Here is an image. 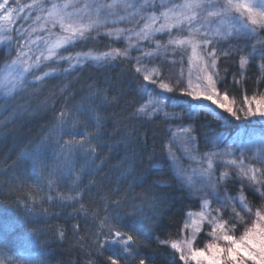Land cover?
I'll list each match as a JSON object with an SVG mask.
<instances>
[{
	"label": "snow or ice",
	"instance_id": "obj_1",
	"mask_svg": "<svg viewBox=\"0 0 264 264\" xmlns=\"http://www.w3.org/2000/svg\"><path fill=\"white\" fill-rule=\"evenodd\" d=\"M34 8L40 14L34 16L33 22L42 21L41 29H46L49 36L56 28L65 34L50 42L43 37L32 39L36 28L17 27L26 15L32 18ZM0 21L10 25L0 28V44L7 42V59L0 69V104L11 109L10 117L0 122V134L10 132L9 124L22 115H34L37 109L49 107L54 111L53 123L47 133L28 141L17 157V162L29 166L37 183L45 184L49 190L63 186L75 195L58 192L57 200L80 204L83 192L96 184L93 176L98 169L97 145L113 149L120 144L146 145L149 137L132 123H124L121 125L124 135L120 136L118 128L116 135L120 139L114 137L108 145L102 137L107 124L114 121L108 106L118 105L117 97L109 98L105 89L93 84L81 90L84 94L79 101L72 102L75 95L68 89L59 109L47 102L33 108L30 100L24 99L30 90L32 96L36 95L37 85L33 81L43 82L88 62L101 65L135 60L143 65V71L141 67L134 69L142 88L137 91L138 99L132 102V111L125 119L139 122L141 127L160 121L166 129L163 136L153 132L154 148L149 167L155 177L146 188V194L136 198L141 202L130 204L131 214L155 221L166 202L155 189H172L193 199L203 210L198 213L199 219L193 221L196 227L184 240L185 247L171 242L170 247L175 251L170 264H264V211H253L255 205L250 206L244 194L247 187L264 199V134L257 139L256 133H249V138L244 141L241 132L233 138V144H226L223 134L206 131L211 130L214 122L226 120L225 113L242 121L249 117L264 119V94H254L251 98L245 95V105L234 109L228 102L227 89L221 91L228 70L218 66L222 60L235 58L233 78H243L253 66L264 76V0H68L60 5L52 4L51 10L48 0H33L32 4L23 6L19 0H3L0 2ZM121 23L131 27H117ZM101 30H105L106 36L115 37L113 42L126 41L127 47L99 55L90 52L60 54L61 50L67 51L69 45L94 40L101 35ZM158 33L163 37L157 38ZM164 38L167 43L163 42ZM40 43L46 45L47 54L39 50ZM146 47L151 50L145 51ZM189 49L191 57L186 55ZM131 50L139 55L131 56ZM54 61H64L68 67L36 74L48 67L46 62ZM189 63L191 67H186ZM148 65L154 66L149 68ZM153 94L156 99L140 103ZM169 108L183 111H169ZM202 114H211L215 121ZM157 140L158 150L155 147ZM201 147L207 150L201 151ZM249 153L252 154L249 158L257 160L262 167L245 162ZM133 172L134 169L120 172L116 183H127L129 176L143 183L142 175H133ZM229 181L239 182L238 194L228 193ZM120 191L123 189L113 188L102 200L119 208L121 203H128L127 198L112 199ZM47 199L53 198L48 196ZM214 203L217 206L214 207ZM237 207L241 211H237ZM145 208L151 215L144 211ZM42 211L47 214L46 209ZM81 212L98 221V228L89 238L88 255L93 258L86 264H97L96 258L101 264H129L130 260H136L138 237L123 230L119 211L109 213L105 203L91 212L80 204L74 214ZM245 216L249 217L247 222ZM188 218H192L191 213ZM237 222L244 229L238 235L233 234L237 231ZM246 223L250 226L246 227ZM204 224L211 229L210 233H204L210 236L211 242L206 248H194ZM75 227L79 228V225ZM37 230L32 229L33 232ZM59 236H64L62 230ZM160 243L167 245L169 242ZM109 251L112 254L105 256ZM5 259L4 250L0 249V264H5ZM7 264H47V260L24 252L8 258ZM138 264H146V260L140 258Z\"/></svg>",
	"mask_w": 264,
	"mask_h": 264
},
{
	"label": "trees",
	"instance_id": "obj_2",
	"mask_svg": "<svg viewBox=\"0 0 264 264\" xmlns=\"http://www.w3.org/2000/svg\"><path fill=\"white\" fill-rule=\"evenodd\" d=\"M19 3L23 6L33 3V0H19ZM162 37L163 34H157V38ZM113 41H115L113 37L100 35L83 44L70 45L64 52L71 55H75L77 52H90L92 55H99L115 48L124 50L127 47L126 41ZM163 42L167 43V39L164 38ZM249 42L255 43V41ZM149 50L151 49L145 48V51ZM130 55L137 56L139 53L131 50ZM5 59H7V52L6 47H3L0 48V69L4 67ZM236 64L237 61L233 58L224 67L227 68L229 75L221 89V91L227 89L229 101L234 108L240 103L241 95L252 96L255 94L256 88L264 89V76L255 66L246 71L243 78L240 76L233 78L232 73L236 71ZM136 67L135 60L101 65L88 62L78 69L59 72L53 77L46 78L43 82H33L37 85L34 90L36 95L32 96L30 90L29 95L24 99L30 100L33 108L47 102L49 105L54 104L56 109H59L64 104L63 96L67 95L68 89L75 95V101H72L74 103L79 101L81 95L84 94L81 90L93 84L105 89L109 98L117 97L119 104L108 106L114 121L107 124L104 129L103 141L111 145L114 137L119 140L120 136L124 135L121 125L132 123L140 133L149 137L148 143L146 145L120 144L115 149L97 145L99 158L96 163L98 169L93 176L96 184L89 186V189L83 192L80 204H83L85 209L91 212L102 208L106 203L109 213L114 210L121 213L123 230L138 237L139 256L136 260H130L129 264H138L140 258L145 259L146 264H170L173 251L168 244L179 238L188 219V214L200 209L193 199L186 198L184 194L172 189L164 188L155 189L160 198L166 201L157 213L158 219L146 221L138 215L131 214L130 204L133 201L137 204L141 202L136 198L146 194V188L155 177V172L149 167V160L154 148L153 132H158L163 136L166 129V125L160 121L141 127L139 122L125 119L132 111V102L138 99L137 91L142 88L137 73L134 71ZM186 67H190V63ZM63 68H66L64 64L51 63L39 74L42 75L43 71ZM221 75H224L223 71ZM141 95H143L142 91ZM144 101L142 100L140 103H144ZM0 111H2L0 122L7 120L11 115V109L7 105L0 104ZM174 111L182 112L183 110L176 108ZM202 115L208 120L215 121L211 114ZM53 119L54 111L51 107L47 110L37 109L36 114L22 115L14 123L9 124V128L12 129L10 132L0 134V249L4 250L5 264L11 256L22 255L24 252L46 258L47 264H86L89 259L93 258L88 255L91 246L89 238L91 233L98 228V221L86 217L84 212L75 215L80 204L73 201L59 202L57 196L53 197L54 194L51 196L53 199L48 200L50 192L54 191L49 190L45 184L37 183L30 174L29 166L17 162V157L24 145L28 141L46 134ZM118 128L120 136L116 135ZM212 130L216 133H228L227 135L231 137L240 130L264 134V125L240 124V122L229 118L214 122L211 130L206 129L210 133ZM65 139H69V137H65ZM158 145L159 140L155 144L156 150H158ZM201 150L206 151L203 147ZM133 169V175H142L143 183L135 181L133 176L128 177L127 183H116L120 172ZM85 183H87V178H85ZM235 183L233 181L229 183L228 193H237ZM113 188L123 189V191L113 195L112 199L127 198L128 203H121L119 208H116L110 201L102 200ZM62 190V194L75 195V192H69L65 187L59 191ZM244 194L251 204H259V198L253 192L245 189ZM45 209L47 214L42 211ZM144 211L151 215L148 208H145ZM76 225H79V228H76ZM33 228L38 230L33 232ZM61 230L64 232L63 237L59 236ZM161 241L169 243L164 245L160 243ZM111 254L109 251L105 253V256ZM96 261L97 264H101L99 258H96Z\"/></svg>",
	"mask_w": 264,
	"mask_h": 264
},
{
	"label": "rangeland",
	"instance_id": "obj_3",
	"mask_svg": "<svg viewBox=\"0 0 264 264\" xmlns=\"http://www.w3.org/2000/svg\"><path fill=\"white\" fill-rule=\"evenodd\" d=\"M66 2H68V0H48V7H49V9L51 10V5L52 4H57V5H60V4H63V3H66ZM32 4V3H31ZM163 9H161V11H162ZM69 11H71V9H69ZM131 11V10H130ZM38 14H40L35 8L33 9V12H32V18L30 19L27 15L25 16V19L24 20H22V21H20L19 22V24H17V27H19L20 25H23L24 27H26V28H36L37 29V31L35 32V33H33V35H32V39H36L37 37H43L45 40H48V41H50V42H52V41H55L56 39H58L60 36H62V35H64L65 33H63V31L61 30V29H59V28H56V29H53L52 30V35L51 36H49L48 35V33H47V30L46 29H41V24H42V21H39V22H33V20H34V16L35 15H38ZM157 15L159 14V12H157L156 13ZM3 27H10V25H8L7 24V22H4V21H0V28H3ZM117 27H131V25L130 24H125V23H121V24H119V25H117ZM138 30V29H137ZM0 34H2V33H0ZM93 35H95V34H93ZM101 35H105L106 36V34H105V30H101ZM113 38H115V37H113ZM180 38H182V37H180ZM39 43V42H38ZM6 44H7V42H5V44H0V48H3V47H6ZM70 46V45H69ZM33 47V49H34V51H35V45H33L32 46ZM39 50L40 51H44L45 52V54H47V52H46V45L45 44H43V43H40V48H39ZM6 52H7V47H6ZM36 54H39V52H36ZM60 54H62V55H69V54H66L63 50H61V53ZM186 55L188 56V57H191V50L189 49L188 50V52L186 53ZM34 58V57H33ZM232 59L233 58H230V59H228L227 61H221L219 64H218V66L221 68V69H223L224 67H226V65L228 64V63H230V61H232ZM48 65L49 64H51V63H57V64H64L65 66H66V68L68 67V65H67V63L66 62H64V61H58V62H56V61H54V62H46ZM84 65V64H83ZM154 65H148V67L149 68H151V67H153ZM137 67H141L142 68V71H143V65H139V64H137ZM174 67H176V66H174ZM190 67H191V64H190ZM47 71H49V70H47ZM40 72V71H39ZM39 72H37L36 74L37 75H40L39 74ZM222 72V71H221ZM146 74H148V73H146ZM43 75V74H42ZM33 82H35V81H33ZM165 82H168V81H165ZM147 83V82H146ZM255 94L256 95H260V94H264V89H261V88H256L255 89ZM245 95H241V97H239L240 98V103H238V105L234 108V109H240V108H242L244 105H245V102L243 101V97H244ZM0 97H2V90H0ZM249 98H251V96H248ZM149 99H156V97H155V94H153V96L152 97H145V101H144V103H147V101L149 100ZM218 99H222V97H218ZM229 103H230V101H228ZM169 111H174L175 109H172V108H169L168 109ZM221 111H223V110H221ZM225 115H226V117H227V119H232V120H235V121H237V122H240V124H260V125H264V119H262V118H260V117H249L248 118V120L247 121H242V120H237L235 117H231L230 116V114H227V113H225ZM238 115H242V113H240V112H238ZM212 116V115H211ZM212 119H215L213 116H212ZM241 132H243V137H242V140H244V141H246L248 138H249V133L248 132H246L245 130H240L239 132H237L234 136H228L227 134L228 133H223V132H220V134H223V137L225 138V143L226 144H233V138H235L236 136H237V134L238 133H241ZM210 133V132H209ZM211 134V133H210ZM259 135H261V134H259V133H256V137L255 138H257L258 139V137H259ZM237 142H239V141H237ZM207 150V149H206ZM221 150H223V148H221ZM202 151V150H201ZM252 156V154L251 153H249L248 154V156L245 158V162L246 163H248V164H256V166L257 167H262V165L257 161V160H255V159H250L249 157H251ZM193 166H195V165H193ZM229 171H233L232 169H228ZM221 171H224V169L223 168H221ZM217 175H219V173H217ZM230 182H232V181H229V183ZM235 186H236V194H238V192H239V189H240V184H239V182L238 181H236V183H235ZM61 189H63V186H54V190H52V191H54V192H50V195L49 196H52L53 194H54V196L53 197H55V196H57V193L59 192V193H61V192H63V190L62 191H59V190H61ZM248 190V188L247 187H245L244 188V190ZM250 191V190H249ZM252 192V191H251ZM230 195H236V194H231V193H229ZM258 198H259V204L258 205H255V207H254V209H253V211H255L256 209H260V210H262V211H264V199H261L260 197H259V195L258 194H256V193H254ZM253 204H251L250 203V206H252ZM213 206L215 207V206H217V205H215V203L213 204ZM199 211H197V212H194V213H191L192 214V218L191 219H187V221H186V223H185V225L187 224L188 225V227H185L184 226V228H183V230H182V232H181V234H180V236H179V238L176 240V241H174V242H177V243H179L180 245H181V247L183 248V247H185V245H184V240L186 239V238H188V237H190V235H191V231H192V229L194 228V227H196V224H194L193 223V221H196V220H198L199 219V216H198V213L200 212V211H202L203 209L201 208V207H199ZM237 211H241L240 210V208L239 207H237ZM241 215H243V213H241ZM253 219V221H254V217L252 218ZM244 220L247 222L248 220H249V217H247V216H245L244 217ZM247 226H250V225H248L247 223H246V227ZM201 228H202V231L200 232V233H198L197 234V240H196V242L194 243V248H201V247H204V248H206L207 247V244L209 243V242H211V238H210V236L209 235H205L204 233L205 232H207V233H210L211 232V229H209L208 227H207V225L206 224H204V225H202L201 226ZM236 229H237V231L235 232V233H233V234H241L242 232H243V230L244 229H242V228H240V225H239V222H237V224H236ZM171 244V243H170ZM170 244H168V246L170 247ZM171 248V247H170ZM173 252L175 251V250H173V249H171ZM185 251H187L186 250V248H185ZM189 264H191V262H189Z\"/></svg>",
	"mask_w": 264,
	"mask_h": 264
}]
</instances>
